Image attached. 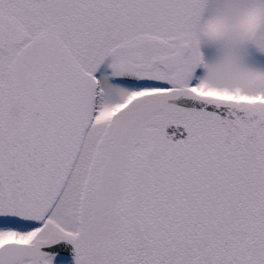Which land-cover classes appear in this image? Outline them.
Masks as SVG:
<instances>
[{
	"label": "snow or ice",
	"instance_id": "obj_1",
	"mask_svg": "<svg viewBox=\"0 0 264 264\" xmlns=\"http://www.w3.org/2000/svg\"><path fill=\"white\" fill-rule=\"evenodd\" d=\"M0 264H264V0H0Z\"/></svg>",
	"mask_w": 264,
	"mask_h": 264
}]
</instances>
